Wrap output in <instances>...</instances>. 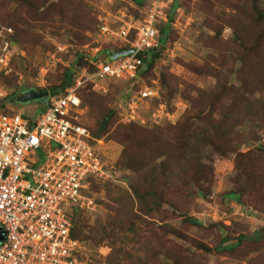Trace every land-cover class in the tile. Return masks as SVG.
<instances>
[{
  "label": "rangeland",
  "instance_id": "obj_1",
  "mask_svg": "<svg viewBox=\"0 0 264 264\" xmlns=\"http://www.w3.org/2000/svg\"><path fill=\"white\" fill-rule=\"evenodd\" d=\"M0 1L7 3L2 6L0 2V24L8 26L9 21L19 20V0ZM51 1L60 3V0ZM262 1L264 2L259 0L258 5L264 8ZM150 3L146 4L144 1L137 6L132 0H64L65 8L69 9L67 15L56 14L48 22H41L36 26V21H33V27L17 22L22 29L33 32L32 39L24 43L21 37L14 34L15 29L10 25L15 36L14 41L11 39V59L8 71L0 73V98L8 96V100L0 112H21L26 117L39 114L40 101L17 103L11 99L28 89L37 90L59 84L62 72L72 67L71 64L78 55L82 57L84 66L77 68L75 78L80 74L86 75L88 64L95 66L99 60H108L105 50L112 51L115 46L119 47L128 41L109 39L100 32V25L106 24L116 29L121 24L119 18L122 13L139 23L145 19ZM251 7L249 0H179V6L171 13L170 33L161 56L146 73L132 81L104 80L100 82L99 88H94L93 83L88 81L92 83L97 105L114 110L116 123L112 129L118 123L134 122L147 129L161 128L166 131L190 110L191 98L199 96L200 91L210 90L208 94L214 100L212 91L221 96L226 91L223 85L225 83L228 85L227 92L218 102H214L217 104L210 113L213 118L220 117L218 110L229 103L228 98H234V102L238 104L241 103L237 100L255 105L256 100H264V73L246 78L241 61H230L236 53V28L232 25L245 24L252 41L264 34L261 32V25L258 24L255 30V23L247 21ZM170 8L171 2L164 8L166 13ZM259 43L261 44L255 54L251 53L253 56L247 60V65L255 68L260 60L264 61V36ZM237 69H240L242 78H237ZM241 79L246 83L244 100L237 95L241 91ZM146 89L154 95L141 97L139 92ZM209 98L203 103H207ZM204 110L210 111L208 106ZM96 111L95 109L94 113ZM77 114L79 122L85 126L95 122L90 107L82 106ZM195 125L199 126L201 122L196 120ZM261 125V128L251 126L250 129L246 126L236 127L245 136L252 137L255 134L258 137L256 140L249 139L239 148L240 152L252 153V162L257 165H262L259 161L264 159V152L258 149L264 143V122ZM165 133H162V140ZM93 145L108 174L93 178L91 184L97 188L88 187L87 194L93 199L94 206L92 209H80L79 226L85 234H89L98 224L99 232L105 231L107 237L98 246L87 240L79 243V256L85 264H173L159 247L165 240L172 241L181 252L189 250L192 253L189 255L192 264H248L251 258L260 253L264 264V210L261 206L256 208L244 202L230 201L226 204L220 198L221 193L231 189L232 179L237 174L232 164L234 154L221 155L211 146H206L201 153L202 162L210 166L214 177L211 182L202 183L210 187V193L207 198L188 193L186 201L179 202V212L183 211L202 222L204 226L200 227L185 222L183 215H170L171 218L160 221L159 212H152V216L145 214L149 211L140 208L139 201L129 186L135 173L117 165L122 146L107 137L94 140ZM163 158L162 156L157 160ZM256 194L253 190L249 191L247 198L243 199L255 202L251 199ZM167 197L175 199L173 195ZM146 207L150 209L152 203L146 204ZM160 213L162 215L163 212ZM217 222L230 227L233 235L243 233L251 235L252 239L258 232L259 248L248 249L243 253V249L253 247L250 243H244L237 256L194 249L191 246L194 241L204 242L209 246L216 243L214 224ZM161 224H168L174 230L164 233ZM220 232L224 234L225 229L221 227ZM155 245L159 247L158 250Z\"/></svg>",
  "mask_w": 264,
  "mask_h": 264
},
{
  "label": "trees",
  "instance_id": "obj_2",
  "mask_svg": "<svg viewBox=\"0 0 264 264\" xmlns=\"http://www.w3.org/2000/svg\"><path fill=\"white\" fill-rule=\"evenodd\" d=\"M144 1L148 4L151 0H132L137 6L142 5ZM258 1L249 0L252 7L247 21L255 23V30L258 28V24L261 25V32L264 33V8L259 7ZM0 2H2V6H6L7 4L5 1ZM63 2L64 0H60V3H54L51 0H19L20 8L17 11L19 20L9 21L8 26L11 25L15 29L14 34L21 37L23 43L26 40H31L33 32L30 33L28 30L22 29L17 22L26 24L28 27H33V21H36V26L41 22H48L56 14L62 16L67 15L69 9L65 8ZM178 6L179 0L172 2L171 8L167 13L166 21H160L161 25L160 22L157 24L158 45L138 53V57L143 62L138 76L146 73L154 61L161 56L164 43L170 33L171 13ZM232 26L236 28L234 29L236 53L230 58V61L233 62L236 59L241 61V68L242 70L245 69L243 72L247 74L246 78L249 76L254 77L258 73L261 76L264 73V61L260 60V63L255 68L253 65H247V60L253 56L251 53L255 54V51H257L261 44L259 42H261L264 34L259 39L252 41L248 36L249 30L245 24L243 26L241 24ZM14 34L11 36L13 41L15 38ZM131 39L132 37L130 36L127 43L119 47L115 46L112 51L109 49L105 50V54L109 56L108 60H112L111 54L129 49ZM104 60L108 61L106 58ZM83 64L82 57L78 55L71 64L74 69L72 67L66 68L59 78V84L49 85L48 88L37 89V91H48L49 93L48 97L38 105L41 111L46 108L50 97L63 93L67 87L73 84L74 78L78 74L76 72L77 68L84 66ZM87 67L89 73L96 69L92 64H88ZM235 72L237 78H242L240 69H237ZM223 85L226 91L221 96L216 95L212 91L211 94L214 96V100L208 94L210 90L206 92L200 91L199 96L191 98L190 110L185 113L180 121L171 125L166 131L161 128L156 130L147 129L134 122L125 124L118 123L112 129L116 123V118L113 117L114 110L101 108L97 105L94 99L95 93L94 89H92V83L86 82L79 89L78 95L81 106L90 107V111L95 116V122L92 125H84L90 135V142L93 144L94 140L107 137L122 146L121 153L117 159V165L121 169H129L135 173L134 180L129 182V186L139 201L140 208L146 212L149 211V213L145 214L152 216V212H159L160 221L171 218L170 215H183L185 222H190L200 227L204 226L202 222L192 216L187 215L183 211L179 212V202L180 200L182 202L186 201L188 193H194L205 198L210 193V187L202 184L207 181L211 182L214 178L210 166H207L201 160V153L205 151L206 146H211L214 151L221 155L227 153L234 154L232 164L237 174L232 179L231 189L220 194L222 202L226 204H229L230 201L250 203L256 208L261 206L264 210V159L262 158L259 161L262 165H257V163L252 162V153L249 151L240 152L239 150L240 146L245 145L249 139L250 141L256 140L258 137L255 134L252 137L245 136L244 133L236 129L237 126L244 128L246 126L248 129L251 126L261 128V124L264 122V100L262 98L256 100L257 104L255 105L237 100L241 103L238 104L234 102V98H228L229 103L222 105L218 110L220 117L217 119L213 118L210 113L228 89L227 83ZM239 87L242 92L240 91L237 95L244 100L243 92L246 90V83L242 79ZM208 98L209 101L204 104L203 101ZM6 100H8V96L0 98V110L5 108ZM11 100L15 101V99ZM216 100L217 102L214 104ZM206 106L209 107L210 111L205 112L204 108ZM95 109L97 110L96 113H94ZM97 114L98 116L96 117ZM196 120L200 121L201 125L196 126ZM163 132H166L164 134V136L166 135L164 140H162ZM168 133L172 134V136L169 137ZM258 149L264 152V143L259 145ZM162 156L164 157L163 160L158 161L157 159ZM88 180H90L89 187L96 189V185L91 184L93 179L89 177ZM252 190L257 192L251 199L255 202L244 200L243 198H247L248 192ZM169 195H173L175 199L167 197ZM150 203H152V207L147 209L146 204ZM80 211L77 207H72L69 211L71 221L70 236L79 242L84 240L90 241L94 246L102 244L107 237V233L105 231L99 232L97 224L96 227H93L88 232L89 234H85L81 226H79L78 213ZM160 212H163L162 215ZM160 226L164 233L174 230L168 224H161ZM214 227L216 230L215 234H217L214 236L216 240L214 245L209 246L204 242L194 241L191 246L205 253H223L230 256L238 255L244 243H250L253 247L243 249V253L247 252L248 249L253 250V248H259L257 247L260 243V235L258 232L251 239V235L248 236L243 233L233 235L230 227L221 222L215 223ZM221 227L225 229L224 234L220 232ZM155 246L157 250L159 247L162 248L166 257L171 259L173 264H192L189 258V255L192 253L187 249L181 252V249L173 244L172 241L165 240L159 247L157 245ZM261 261L262 255L260 253L256 257L251 258L248 264H263V261ZM109 264L114 263L110 262Z\"/></svg>",
  "mask_w": 264,
  "mask_h": 264
},
{
  "label": "built area",
  "instance_id": "obj_3",
  "mask_svg": "<svg viewBox=\"0 0 264 264\" xmlns=\"http://www.w3.org/2000/svg\"><path fill=\"white\" fill-rule=\"evenodd\" d=\"M173 1L152 0L139 23L122 13L116 29L100 25L109 39L128 41L131 36L132 51L99 60L95 71L78 75L39 114L0 112V264H85L80 242L70 236L69 211L92 209L88 178L108 173L78 120V91L88 81L99 88L108 79H136L143 66L138 53L158 45L157 24L166 21L164 8ZM12 35L11 27L0 24V73L8 71ZM139 94L154 95L148 89Z\"/></svg>",
  "mask_w": 264,
  "mask_h": 264
},
{
  "label": "water",
  "instance_id": "obj_4",
  "mask_svg": "<svg viewBox=\"0 0 264 264\" xmlns=\"http://www.w3.org/2000/svg\"><path fill=\"white\" fill-rule=\"evenodd\" d=\"M131 51L132 49H127L121 52L111 54V58H117L120 55H126ZM48 95H49L48 91H37L35 89H28L17 95L15 101L18 103H28L34 100H39L40 102H42L44 99L48 97ZM1 238H2V234L0 231V239Z\"/></svg>",
  "mask_w": 264,
  "mask_h": 264
},
{
  "label": "crops",
  "instance_id": "obj_5",
  "mask_svg": "<svg viewBox=\"0 0 264 264\" xmlns=\"http://www.w3.org/2000/svg\"><path fill=\"white\" fill-rule=\"evenodd\" d=\"M34 117V116H33Z\"/></svg>",
  "mask_w": 264,
  "mask_h": 264
},
{
  "label": "flooded vegetation",
  "instance_id": "obj_6",
  "mask_svg": "<svg viewBox=\"0 0 264 264\" xmlns=\"http://www.w3.org/2000/svg\"><path fill=\"white\" fill-rule=\"evenodd\" d=\"M36 101V100H35Z\"/></svg>",
  "mask_w": 264,
  "mask_h": 264
}]
</instances>
